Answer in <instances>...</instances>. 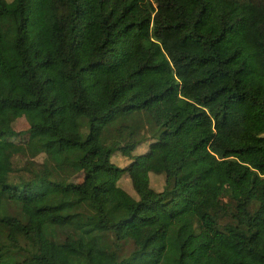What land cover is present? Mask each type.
I'll list each match as a JSON object with an SVG mask.
<instances>
[{
    "label": "trees",
    "instance_id": "1",
    "mask_svg": "<svg viewBox=\"0 0 264 264\" xmlns=\"http://www.w3.org/2000/svg\"><path fill=\"white\" fill-rule=\"evenodd\" d=\"M0 261L264 264V0H0Z\"/></svg>",
    "mask_w": 264,
    "mask_h": 264
},
{
    "label": "rangeland",
    "instance_id": "2",
    "mask_svg": "<svg viewBox=\"0 0 264 264\" xmlns=\"http://www.w3.org/2000/svg\"><path fill=\"white\" fill-rule=\"evenodd\" d=\"M8 117L4 121V127L8 131L18 132L22 129H26L30 124L40 123L42 121V116L39 109L32 108L29 110L19 109L16 106L10 104L8 106ZM19 154L23 157L28 158V163L38 168L37 172L40 173L42 177L45 174V171L49 167L50 163L48 161L47 156L49 154H59L62 158H64L68 162H73L80 156H82V152L78 148L66 149L63 147L61 143L50 146L45 149L43 152L42 159L34 157L32 154L34 153L31 149H26L24 145H19L17 148ZM12 153H4L2 157V168L5 169L8 165L9 158L12 156ZM73 193L66 194H58L53 198L46 199L43 203L52 204L58 202L63 199H71L74 198ZM41 204H37L36 207ZM39 209V208H38ZM26 211L30 214V226L35 229L36 226L41 225L47 221H50V214H43L41 210L34 211L30 206L26 207ZM106 213L110 221L116 222L121 219L124 215H127V211L116 206L114 203H108L106 206ZM167 252L166 257L169 260H174L179 255V244L174 241L167 242ZM60 253H64V251H58ZM0 264H7L5 262L0 261Z\"/></svg>",
    "mask_w": 264,
    "mask_h": 264
},
{
    "label": "clouds",
    "instance_id": "3",
    "mask_svg": "<svg viewBox=\"0 0 264 264\" xmlns=\"http://www.w3.org/2000/svg\"><path fill=\"white\" fill-rule=\"evenodd\" d=\"M70 41H72V40H70Z\"/></svg>",
    "mask_w": 264,
    "mask_h": 264
},
{
    "label": "crops",
    "instance_id": "4",
    "mask_svg": "<svg viewBox=\"0 0 264 264\" xmlns=\"http://www.w3.org/2000/svg\"><path fill=\"white\" fill-rule=\"evenodd\" d=\"M66 39V38H65ZM68 40V39H67Z\"/></svg>",
    "mask_w": 264,
    "mask_h": 264
}]
</instances>
